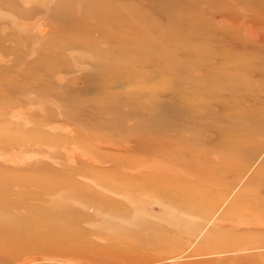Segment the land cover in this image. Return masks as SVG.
<instances>
[{
    "label": "rangeland",
    "instance_id": "374dc122",
    "mask_svg": "<svg viewBox=\"0 0 264 264\" xmlns=\"http://www.w3.org/2000/svg\"><path fill=\"white\" fill-rule=\"evenodd\" d=\"M224 87L200 130L191 114ZM237 110L264 114V0H0V211L57 204L77 260L130 262L159 236L160 264H264L242 226L264 221V132L250 144Z\"/></svg>",
    "mask_w": 264,
    "mask_h": 264
},
{
    "label": "bare ground",
    "instance_id": "6f19581e",
    "mask_svg": "<svg viewBox=\"0 0 264 264\" xmlns=\"http://www.w3.org/2000/svg\"><path fill=\"white\" fill-rule=\"evenodd\" d=\"M230 64H229L230 68L234 69L235 67L234 68L231 67V66H233L232 61H230ZM227 85L230 86L229 81H227L226 86ZM227 89L228 88L224 87V88H219V89L215 90L214 92H208L207 93V97L205 98L206 105H204L205 110H202V112L200 114H199V112L195 113V116H194V113H192L193 115L191 114V122L194 123V126H197L198 128H200V130H202V128L204 130L208 126L213 125V123H212L213 120H211L210 117L200 118V115L202 117L205 114L204 111H206V110H207L206 113L213 112L214 108L212 106H210L213 103L214 104L220 103L224 106H226L227 104H231L230 101L232 99L223 98L227 94ZM249 98L256 99L254 97V95L250 96L247 99L248 102H249ZM234 103L235 104H242L244 107L245 98L242 97L241 100H238ZM245 104H247V103H245ZM247 106L248 105H245V108H247ZM249 106H251V105H249ZM236 113L239 115V118L237 116L236 117L237 119L233 120V122H235L237 124L239 123L238 129L240 128V132L244 136L248 135L246 138L250 137V144H253L254 139L257 136H260L264 132V118H262L264 116V114H262L263 112H258V116H259L258 118H256V119L251 118L249 120H247L248 117L245 116L244 111L237 110L235 112V114ZM193 118H196V119L193 120ZM201 119H203L206 122L202 123ZM243 124H245L246 127L242 128ZM178 127L180 130L183 128L182 124H179ZM110 128H107V129H110ZM111 129H113V128H111ZM192 134L193 133L191 132L190 135H192ZM166 136H169V135L166 134ZM161 140H159V141H155V140L148 141L149 143L147 144V146H148L147 148L150 150L151 153L156 152V150L154 149L155 145L163 146V149L176 150L177 152L192 151V148L197 147L196 141L193 142L194 139H191V138L189 140H187L185 138L184 139H182V138L181 139H173V140H171L169 138H163ZM177 141H180V142H177ZM237 142L238 141H236V143ZM259 145L264 146V142L263 143L258 142V146ZM75 152H76V150H75ZM75 152H74V155H77L78 152H76V154H75ZM70 153H72V152H70ZM73 157L74 156H72V158ZM18 158L15 157V159H17V160H18ZM69 158H70V156L68 157V159ZM84 158H86V157H84ZM2 159H5V158L3 157ZM2 159L0 157V160H2ZM20 159H22V158L20 157L19 161H20ZM74 159L75 158H73L72 160L75 161ZM6 160H7V158H6ZM24 160L26 161V159H24ZM72 160H71V162H72ZM88 160H89V158H88ZM3 161L4 160H2V162ZM11 161H12V158H11ZM19 161H17V162L20 163ZM86 161H87V159H86ZM22 162H24V161H22ZM90 163H91V161H90ZM10 164H11V162H10ZM152 165H154V164H152ZM159 170H160V172H161V170H163L162 173L165 175H166V173L169 174V171H170L169 168L168 169L160 168ZM239 173H241V172H239ZM174 178H176V177H174ZM263 180H264V177H262L260 179L259 183H264V182H262ZM167 181H169V180H167ZM171 181H173V179H171ZM161 182H164V181H161ZM146 185H148V184H146ZM162 185H163V188H165V183H162ZM169 185H170V183H169ZM260 185H262V184H260ZM262 186H264V185H262ZM262 186H260V187L255 186L253 188V193L255 195H258V197H261L264 200V187H262ZM21 195H23L22 192H21ZM166 197L171 198L170 196H166ZM168 198H165V199H168ZM262 199H261V201H262ZM224 201H225V196L224 197H218L215 199L214 203H211V204H214L216 206V208H219L220 206L223 205ZM56 206H57V204H55V206L49 205L46 208H44V210H46V211H44L43 213L40 212L39 214L35 215L34 217H33V214L28 216V213L26 211H24L26 208H29V206H27L25 209H21V208H24L22 206H20V207L17 206L16 207L17 211L21 210V212L14 213V214H11L10 212L6 213V211L1 212L2 210L0 211V264H101V261L98 259L97 260L96 259H89L88 262H83L86 259L77 260L75 254L70 253L72 251L68 250L66 239H67V235H69V233H71L73 226L70 225V223L66 219L65 220H58V219H62V218H51L50 215H51L52 211H54V208ZM120 206H121L120 203L114 204V202L113 203L108 202V204H105V206L100 207V210L113 211L117 207L119 208ZM60 209H62V207H60ZM20 221L22 223H19ZM206 223L208 224L207 221H206ZM241 224H237V228H238V230L244 232V228L241 227ZM242 226L247 227L249 229V230L245 229L246 231L257 232L258 234L263 235V237L261 239L263 244L252 245V248L264 247V221L262 219H258L257 221H254V222L244 223V224H242ZM193 233L194 232H192L191 234H193ZM194 234H197V232ZM122 235H121L122 238H126V239L131 238V233L128 232L127 230H124ZM137 235H139V234H137ZM161 235H162V233H161ZM151 236H153V235H151ZM196 236L194 235V238ZM50 238H51V241L49 240ZM158 238H159V236H158ZM158 238H156V241H155V242H157V243H155V245L156 244H158V245H156L154 247V250H151L152 246L149 248L150 250L145 248V250L142 251L143 253L141 252V254H139V255H141V258L136 259V258H133V256H132V257H130V259H132L130 262H119L118 264H160L159 262L165 260L168 255H166L164 253L165 252L164 250H166L167 247H165L161 241H157ZM164 238H166V237H164ZM163 242H165V241H163ZM165 243H167V242H165ZM153 246H154V244H153ZM162 246H163L164 250H163ZM188 246H191V245L188 244ZM239 246H241V245L236 244L235 249L240 248ZM66 249L68 250V252ZM232 249L234 250V248H232ZM243 250H240V251L242 252ZM172 255L170 254L169 256H172ZM168 260H170V259H168Z\"/></svg>",
    "mask_w": 264,
    "mask_h": 264
}]
</instances>
